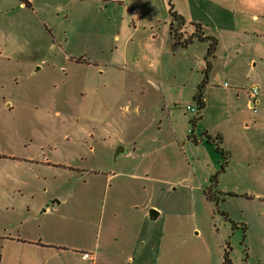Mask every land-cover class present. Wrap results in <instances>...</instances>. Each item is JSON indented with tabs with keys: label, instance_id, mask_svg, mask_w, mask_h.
<instances>
[{
	"label": "rangeland",
	"instance_id": "obj_1",
	"mask_svg": "<svg viewBox=\"0 0 264 264\" xmlns=\"http://www.w3.org/2000/svg\"><path fill=\"white\" fill-rule=\"evenodd\" d=\"M169 1L0 0V264H264V0H172L203 109Z\"/></svg>",
	"mask_w": 264,
	"mask_h": 264
},
{
	"label": "trees",
	"instance_id": "obj_2",
	"mask_svg": "<svg viewBox=\"0 0 264 264\" xmlns=\"http://www.w3.org/2000/svg\"><path fill=\"white\" fill-rule=\"evenodd\" d=\"M105 1H108V0H105ZM168 7H169V10H168L169 16H170L171 21H172L169 34H170L172 41L174 42V44L176 46L183 48V49H186L195 42L208 44L206 56L204 58V61H205V69L203 71L204 78H203L202 82L199 84V86L197 88V93L193 98V101L197 103L198 107L200 109H203L204 108V101H203L202 89L204 88V86L208 82V75H209V71L211 70V59L215 58V53H216L217 47H218V41L213 37L205 35L203 32V27L200 24H190L189 26L193 32L188 33L186 31V26H187L186 21L184 20V18L181 15H179L175 11L174 5L172 4V0L169 1ZM198 115H199V117H197V118L195 117L191 121V124H194L196 119L201 118L199 112H198L197 116ZM204 136L206 137L207 142H211V138L208 135L205 134ZM216 140L221 144V142H222L221 138L217 137ZM218 150H219V148H218ZM224 154L225 153L223 152L222 153L223 157H225ZM223 264H231L226 249H224Z\"/></svg>",
	"mask_w": 264,
	"mask_h": 264
},
{
	"label": "crops",
	"instance_id": "obj_3",
	"mask_svg": "<svg viewBox=\"0 0 264 264\" xmlns=\"http://www.w3.org/2000/svg\"><path fill=\"white\" fill-rule=\"evenodd\" d=\"M20 6H23V3H20ZM197 24V23H196ZM191 33V32H190ZM248 102H249V94H248V96H247V103H246V107L249 109V107H248ZM264 102V101H263ZM257 104H256V106H259L260 105V100H258L257 99V102H256ZM250 110V109H249ZM247 126V125H246ZM47 210V209H46ZM150 213H152L153 215H155V217L158 215V213H157V211H155V210H151L150 211ZM115 241H116V239H115ZM34 242H36V241H34ZM38 245V246H42V247H44L43 245H47V244H44L43 243V241L41 240V241H39V242H36V243H33V245ZM110 244H112V245H114V246H116L117 245V242H113L112 240H111V243ZM134 244V243H133ZM133 244H131V240L130 239H128V240H126V242H125V247L126 248H128L129 246H132ZM263 245H264V239H263ZM127 250V249H126ZM90 253L92 256H93V261L91 262L92 264H96L97 263V260H98V258H99V252H93V251H91L90 249L88 250V251H84L83 253ZM126 252H128V251H126ZM83 253H82V255H83ZM127 254V253H126ZM125 254V255H126ZM128 256V258H131L130 257V255H127ZM81 259H82V256H81ZM83 260V259H82ZM83 261H85V260H83Z\"/></svg>",
	"mask_w": 264,
	"mask_h": 264
},
{
	"label": "built area",
	"instance_id": "obj_4",
	"mask_svg": "<svg viewBox=\"0 0 264 264\" xmlns=\"http://www.w3.org/2000/svg\"><path fill=\"white\" fill-rule=\"evenodd\" d=\"M257 97H258V89L256 87L251 88L249 91V102H248V107L249 109L253 112L256 113V102H257ZM191 111H194V108H190ZM82 259L85 261H93V256L90 253H83Z\"/></svg>",
	"mask_w": 264,
	"mask_h": 264
},
{
	"label": "water",
	"instance_id": "obj_5",
	"mask_svg": "<svg viewBox=\"0 0 264 264\" xmlns=\"http://www.w3.org/2000/svg\"><path fill=\"white\" fill-rule=\"evenodd\" d=\"M151 215H152V213H151Z\"/></svg>",
	"mask_w": 264,
	"mask_h": 264
}]
</instances>
